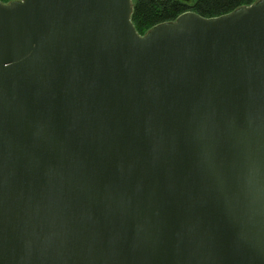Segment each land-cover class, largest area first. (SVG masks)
<instances>
[{
  "label": "water",
  "instance_id": "95a60500",
  "mask_svg": "<svg viewBox=\"0 0 264 264\" xmlns=\"http://www.w3.org/2000/svg\"><path fill=\"white\" fill-rule=\"evenodd\" d=\"M132 14L0 0V264H264V0Z\"/></svg>",
  "mask_w": 264,
  "mask_h": 264
},
{
  "label": "trees",
  "instance_id": "16d2710c",
  "mask_svg": "<svg viewBox=\"0 0 264 264\" xmlns=\"http://www.w3.org/2000/svg\"><path fill=\"white\" fill-rule=\"evenodd\" d=\"M12 2L14 0H2ZM132 20L141 34L148 33L156 25L171 22L186 11H194L205 17H215L231 12L256 0H132Z\"/></svg>",
  "mask_w": 264,
  "mask_h": 264
}]
</instances>
